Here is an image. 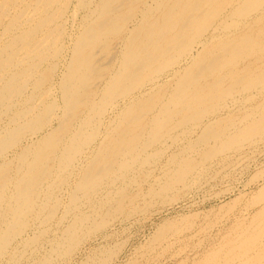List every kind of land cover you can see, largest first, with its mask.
<instances>
[{
  "label": "rangeland",
  "instance_id": "374dc122",
  "mask_svg": "<svg viewBox=\"0 0 264 264\" xmlns=\"http://www.w3.org/2000/svg\"><path fill=\"white\" fill-rule=\"evenodd\" d=\"M241 1L230 0L232 3H230L231 6L226 4L225 8H222L223 10L221 9V15H218V18L212 19L211 25L207 26V29L203 30L200 36L194 37L193 41H195V43L192 46L193 49L190 51L187 50L189 52L186 51L179 57L178 61H181L180 63L177 62L172 66L173 68L171 67L167 71H164L160 77L151 82H147L141 88L133 90L132 95L135 99L131 104L132 109L131 112L125 116H132L130 119L133 120L128 119L130 124L129 126L126 125L128 127L127 130H125L124 127L125 121L122 123L120 120V110L124 107L128 99L116 97L117 99L110 100L107 103H104V100L102 101L100 98L96 99L98 108L102 109L104 107L103 109H105V111L99 116L95 111L91 113L93 127H96L97 133L93 138L95 141L93 139L91 142H85L86 140H83L86 144H81V148H84V150L80 148V153L77 152V154L74 155L75 157H72L71 161L64 169L58 167L59 164L57 160L53 161V165L50 169L51 174L43 182L42 186L44 187L45 185V187L38 196L36 210L33 218H31L34 221L29 220V218L27 219V223H31L27 227L26 232H23L20 237H17L10 246L11 248L17 245L18 248H14L13 250H15V252H12L15 258H17L13 264H56L57 261V264H211V262L212 264H228L226 263V261L229 260L228 258L234 260L237 258V255H244L243 257H245L246 253L249 252H244L250 247L247 239L251 238V242L254 246L253 248H255L256 252H259L257 249L258 246L264 248V3L259 5V0H250L251 2L245 0ZM244 1L245 3L249 2L247 4L257 3V8L255 7L252 10L247 9V12L245 9V12H242V7L240 8V6L244 5ZM212 2L209 4L210 7H214L215 5V3ZM75 3L76 0H72V5H75ZM202 3L204 5L206 4L205 1ZM74 5L71 6L69 10L72 12L76 11L77 15H75L74 18L78 21L80 18L79 15L83 13V9L80 10L79 7L75 9ZM156 12L159 11H154V13ZM66 19L68 21L72 20V16H67ZM134 22H136V20H134ZM227 25L229 26L226 27ZM203 33L205 35H203ZM190 34L192 33L190 32ZM118 36L121 37L122 34ZM118 36H109V39H106L103 43L100 42L102 45H100L98 41L95 43L96 47H98L95 49L96 52L101 49L98 51L100 53H96L98 57L100 56V61L104 62L110 52L117 53L118 48L120 50L124 35L121 39H118ZM206 36L208 38H206ZM65 37V42H69L67 43L69 45L72 43L71 40L75 36L72 34V36H68L69 38L67 36ZM247 37L251 40L249 41ZM253 40H256V42ZM196 42L198 43L197 45H195ZM246 42L248 46L245 44ZM223 43L225 44L223 45ZM113 44L114 46H112ZM227 45H238L240 56L231 58V63L227 64V66H222L220 68L221 71L218 72L222 78L225 77L221 79V82L218 84V88L222 90L221 92H227L226 95L223 96L224 99L214 98L199 100L196 107L200 112H202V110L203 112L198 113V115L193 114L192 111L190 112L182 103H178V105L177 102L167 100L168 96H171V86L173 87L175 79L178 78V76L183 75V70H186L187 67V69L192 71L195 70L198 65V63L197 65L195 64V62H197L196 60L206 57V55H208V58L214 52H220ZM208 49H211L210 52ZM65 52V54L69 56L67 54L69 50ZM62 61L54 71V75L56 74L57 76L53 75L52 82L50 83L51 86H54L53 88L56 89L55 97L57 98L56 101L58 105H60L56 111L57 117L55 116L52 122L53 128H56H54L55 130L53 129V132L56 133L64 132L62 125L68 120L67 117L66 120L61 119V117H63V111H61L62 109L60 108L63 106V100L60 89H58V82L61 70L65 71L67 69V65H65L66 62L64 60ZM233 63H236V65H233ZM228 66L231 68H228ZM98 71L100 73L101 70ZM226 71H229V73ZM261 72L262 74L260 75ZM96 74L97 73L94 75L95 78ZM208 74H206L207 76L205 75V82L203 83L204 80L202 81L204 85H207V83L216 76V73ZM166 77L169 79L167 80ZM237 78L238 80H236ZM252 82L254 84H252ZM232 84L233 87L231 86ZM251 84L253 86L250 87ZM228 85L230 86L228 87ZM240 86L242 88H240ZM148 88L150 89L148 90ZM142 92H144V94H142ZM162 92L166 95L163 96ZM249 96L253 97L250 98ZM161 99L163 100L161 101ZM216 100L217 102H215ZM161 102H164V105L167 104L171 106L173 110V116L170 118L171 120L168 121L166 127L163 126L161 129L157 130L155 134H153V131H151L152 134L150 133V135L136 134L137 128L133 126H137L143 121L153 119L155 113L158 115L162 111L161 106L163 105ZM212 103H214V105ZM148 105H150V108H148ZM180 107H182V109ZM141 110L146 112L144 113ZM174 112L176 114H174ZM140 113H142V119H138L137 116L135 117V115H139ZM189 115H192V117ZM259 115L260 117H257ZM109 116H114L116 118L117 122L114 126L117 129L113 128L114 130L110 131L108 134L106 133L108 128L102 123L108 120L110 118ZM246 116L249 119H247ZM240 117L243 120H240ZM181 118H185L183 121L184 124L179 125L177 122ZM196 118H198V120ZM244 118H246V120ZM60 119L63 121L62 125L61 123L58 124L61 122ZM188 119H190V121ZM253 120L258 121V123ZM71 122L72 124L69 130L65 131L66 137H63L64 147L67 145V141H70L69 138H72L74 133L72 130H74L76 126L78 127L74 120ZM250 122H254L255 124H249ZM256 123L258 126H256ZM171 124H178V126L176 125L177 127L167 131ZM253 124L256 126L255 128L257 130L254 129L247 132L248 126ZM57 125H60L61 128ZM235 127L238 129H235ZM154 128L156 129L157 127ZM210 129L214 131L213 134L215 135L209 133L211 131ZM87 130L89 133L92 129L89 128ZM237 130H239L240 134ZM70 131L71 134H69ZM158 133L160 134L159 137ZM259 133H261V135H259ZM146 135L148 137L150 136V139L147 138ZM67 136L70 137L68 138ZM134 138H137V140ZM145 138L148 141H146ZM127 139L128 142L132 144H127ZM120 140L126 144L127 152L125 153L127 155L123 154L124 156H120L116 159V162H114L115 160L111 158L112 152L114 148L121 146ZM141 141L143 144H141ZM193 143H196V145ZM62 149L61 147L58 148L53 156H57V153L58 155L61 154L60 151ZM100 149L102 151H100ZM100 152H103V154ZM81 154L85 156V158H82L83 156ZM90 157H92V160L94 157L96 161L90 164V161H92ZM124 157L126 158L123 159ZM78 158L80 161L82 160L80 169H76L75 167ZM107 159H111L112 166L107 169V171H102L103 174H105L103 175L101 173L96 175L92 185H83V180H85L87 171L91 169L88 172L93 173L100 161H106ZM122 163L123 165L125 163V167L122 166ZM57 168L60 170L58 169L57 171ZM124 168L125 170H123ZM46 191L47 194H45ZM150 191L154 192L151 193ZM71 194L74 195L72 196ZM84 194L85 196H83ZM81 217L85 218L84 222H82L83 224L81 223L79 226L75 227L74 230L76 232L73 230L72 235H68L69 237H67V229L70 228V224H75L77 219ZM88 222H91V224L89 225ZM64 235L66 236L65 239ZM76 237L79 239L77 240ZM52 238H54L55 241ZM59 239H64L65 243L64 241L60 242ZM73 243L75 244L73 245ZM50 247L51 249L54 247L57 248L53 249V251L50 250ZM62 249H65V254ZM255 251L254 253L247 254V256L252 257ZM222 258H224L225 263Z\"/></svg>",
  "mask_w": 264,
  "mask_h": 264
},
{
  "label": "bare ground",
  "instance_id": "6f19581e",
  "mask_svg": "<svg viewBox=\"0 0 264 264\" xmlns=\"http://www.w3.org/2000/svg\"><path fill=\"white\" fill-rule=\"evenodd\" d=\"M204 1L206 2L205 5L202 3ZM245 1H250V0H245ZM245 1L243 3L244 5L240 6V8L242 7V12H245V9L247 12V9L252 10L255 7L257 8L256 5H258V4L261 5L262 3H264V0H259L258 4L257 3L256 4H252V3L247 4L249 2L245 3ZM211 2L215 3L214 7H210L209 4ZM230 3H231L230 0H171V1L170 0H76L75 5L73 4L75 6V9H76V7L77 8L79 7L80 10L83 9V13L81 15H79L80 18L78 19V21H76L77 19L74 18L75 15H77L76 11L72 12L69 10V8L71 6H73L72 0H0V264H13V263H15L17 258H15V255L12 252H15V250H13L14 248L15 249H18V248H17V245H15L14 247H11V248H10V246L12 245V242L17 237H20L23 232H26L27 227L31 223V222H29V224H28L27 219L29 218V220H33L31 218H33L35 210H36L35 208L37 205L38 196L43 191V188L45 187V185H44V187L42 186L44 180L51 174L50 169H51V166L53 165V161L57 160V162L59 164L58 167L60 169L66 168V166L71 161L72 157H75L74 155L77 154V152L81 151L80 150L81 144H86L83 142V140L84 141L86 140L85 142H91V140L97 135L96 127H93V121H92L91 113L95 111V113L98 114V116H99V115L103 114L105 109H103L104 108L103 106H102L103 107L102 109L98 108V106L96 104V99L100 98L102 101L104 100L103 101L104 103H107L110 100L117 99L116 97H120L121 99L127 98L128 101L126 102L124 107L120 110V112H121L120 120L122 121V123H123V121H125L124 127H125V130H127L128 129L127 126H129V124H130V122H128V119H130L132 116H130V117H128V116L125 117V116L127 114H129L131 112V109H132L131 104H132V101H134V99H135V97H133V95H132L133 90H135L136 88H141L147 82H151L154 79L160 77V75L164 71H167L174 64L179 62L178 61L179 57L182 56V54H184L187 50L190 51L191 49H193L192 46L195 43V41H193L194 37L200 36L202 34L203 30L207 29V26L211 25L212 19L216 18L218 15H221V9L225 8L226 4L230 5ZM202 4H203V6H202ZM239 4H241V3H239ZM211 6H212V4H211ZM140 7H142V8H140ZM231 9H232V7H231ZM156 10L159 12L154 13V11H156ZM235 10H234V12H235ZM240 12H241V10H240ZM229 13H231V12H229ZM249 13H250V11H249ZM138 15L140 18L138 17ZM228 15H230V14H228ZM236 15H239V14H236ZM67 16H69V17L72 16V20L68 21L66 19ZM231 16H232V14H231ZM134 20H136V22H134ZM66 21H68V22H66ZM228 26L229 25H227L226 27H228ZM213 27H215V26H213ZM213 27H212V29H213ZM191 29H192V31H191ZM226 29H228V28H226ZM213 31H214V29H213ZM261 31H262V29H261ZM190 32L192 34H190ZM72 34L75 37H73V39L71 40L72 43L68 45L67 43H69V42H65V38H66L65 36H67V37L72 36ZM119 34H122V36L124 35L123 41L120 45V50L118 48L117 53L116 52H110L107 55L104 62L100 61V59H99L100 56L98 57V55L96 53L101 49H99L96 52L95 49L98 47H96L95 43L97 41L99 43L100 42L103 43L106 39H109V36L114 37L116 35L118 36ZM189 34H190V36H189ZM203 35H205V34L203 33ZM207 36H206V38H208ZM261 36H262V34H261ZM121 37L118 36V39L119 38L121 39ZM247 38L249 40V37H247ZM252 39H254V38H252ZM262 40H260V41H262ZM253 41L256 42V40H253ZM244 42H245V39H244ZM106 43H107V41H106ZM200 43H201V41H200ZM225 43H223V45ZM197 44L198 43L196 42L195 45H197ZM245 44L248 46L247 42ZM100 45H102V44L100 43ZM231 45L225 46L224 49L221 48L222 50L220 52L216 51L208 58H207L208 55H206V57H202V58H200L197 55L200 59L196 60L197 62H195L196 65L198 63L196 69L192 71L190 69H187L188 68L187 67L186 70H183V72H182L183 75L178 76V78L175 79L173 87L171 86V88H172L171 92H170L171 96L169 94H167V95H169L167 100L177 102V104L182 103V104H184L183 106L187 107L188 110H190V112L192 111L193 114L198 115V113L203 112V110H202V112H200V110L196 107L197 103H199L198 102L199 100L223 98V96L226 95L227 92H221L222 90H220L218 88L219 87L218 84L221 82V79H224L225 77L222 78L221 75L218 74V72L221 71L220 68L222 66H224V65L227 66V64L231 63V61H230L231 58L240 56L238 45H234V46H231ZM246 45H245V47H246ZM112 46H114V44ZM239 46H240V44H239ZM260 46H261V44H260ZM66 50H69V52L67 53L69 56H67L65 54ZM70 50H71V54H70ZM210 50H209V52H210ZM189 51H187V52H189ZM98 53H100V52H98ZM190 53H192V52H190ZM62 60H64L66 62V63L65 62L64 63H65V65H67V69L65 68L66 69L65 71L61 70L59 82H58L59 88L58 87L57 88L60 89L61 97L63 100V103H62L63 106L61 105L62 108H60V109H62L61 111H63L62 112L63 117H61V119L66 120V117H67L68 120L62 125L63 121L60 119L61 122H59L58 124L61 123V125L63 126L64 132L56 133V132H53V129L55 127L53 128L52 122H53V118L57 115L56 111L60 105H58V103L56 101L57 100V98L55 97V95H56L55 90L56 89H54L53 88L54 86H51L50 83L52 82V78H53V75L55 73L54 71L56 70V68L58 67V65L60 64V62ZM233 65H236V63L235 64L233 63ZM229 67L230 66H228V68ZM98 70H101L100 73ZM238 70H239V68H238ZM240 71H242V70H240ZM94 72L97 73L96 78L94 76L95 75ZM226 72L229 73V71H226ZM168 73H169V71H168ZM208 73L209 74L210 73H212V74L216 73V76L213 77L210 80V82L207 83V85H204V84H202V81L204 80V78H206V76H207L206 74H208ZM261 74H262V72L260 73V75ZM250 75H251V73H250ZM97 78H98V80H97ZM239 78H240V76H239ZM166 79H167V77H166ZM236 80H238V78ZM240 80H242V79H240ZM234 81H233V83H234ZM204 82H205V80L203 81V83ZM235 82H237V81H235ZM253 82H252V84L256 83V82H254V83ZM161 83H162V81H161ZM246 83H247V81H246ZM252 84L250 85V87L253 86ZM243 85H245V84H243ZM229 86L230 85H228V87ZM231 86L233 87V84ZM148 87H150V86H148ZM240 88H242V87L240 86ZM260 88H261V86H260ZM149 89L150 88H148V90ZM224 91H225V89H224ZM252 93H250V94H252ZM142 94H144V92H142ZM162 94H163V96L166 95V94H164V92H162ZM254 95H255V93H254ZM252 97H250V98H252ZM162 100L163 99H161V101ZM211 101H214V100H211ZM123 102H125V101H123ZM183 102H185V103H183ZM215 102H217V100ZM163 103H162L163 106H161L162 111L158 115L155 113L153 115L154 118L151 117L153 119H150L149 121H143V122L141 121L142 123L138 124L137 126L136 125L133 126V127L137 128L136 134L140 133V134H149L150 135L151 131H153L154 132L153 134H155V132L157 130L161 129L163 126L166 127L168 121L171 120L170 118L173 116V113H172L173 110L171 109V106H169L167 104L164 105L165 103L164 104ZM214 103H212V104L214 105ZM141 105H140V107H141ZM132 106H135V105H132ZM158 106H157V108L159 109ZM255 106H258V105H255ZM148 108H150V105H148ZM180 108L182 109V107H180ZM136 109H138V108H136ZM108 110H109V108H108ZM113 110H115V109H113ZM141 111H143V110H141ZM175 111H177V110H175ZM141 114L142 113H140L139 115H135V114L134 115H135V117L137 116L138 119L139 118L142 119ZM174 114H176V113L174 112ZM182 116H184V115H182ZM189 116L192 117V115H189ZM109 117L110 118L108 120H106V121L103 120L104 122L102 123L108 128L107 131L104 129L106 131V133H108V134L110 133V131L114 130L113 128H116L114 125L117 122V120L114 116H109ZM257 117H260V115ZM185 118H186V116H185ZM185 118H183V119L181 118L177 123L179 125L184 124L183 121L185 120ZM196 119L198 120V118H196ZM244 119L246 120V118H244ZM247 119H249V118L247 117ZM72 120H74L76 122L78 127L76 126V128L74 129L75 131L72 130L74 132L72 135V138H69L70 136H67L70 139V141H67L68 143L64 147L63 137L65 136V131L69 130V128L71 127V124H72L71 121ZM130 120H133V119H130ZM188 120L190 121V119H188ZM240 120H243V119L241 118ZM255 120H253V121L258 123L259 120L258 119H257L258 121H255ZM254 122H250L249 124L254 123ZM122 123H120V124H122ZM257 123H256V126H258ZM178 124H171L169 128L167 127L168 128L167 131H170L173 128L177 127ZM254 124L251 126L249 125L248 129L245 127L244 128L247 129L246 130L247 132L252 131V130L256 129L255 128L256 126ZM57 126H60V125H57ZM154 127H157V128L155 129ZM236 127H235V129H238ZM60 128H61V126H60ZM89 128H91L92 130L88 133L87 129H89ZM97 130H98V128H97ZM210 130H211L210 132L209 131H207V132L213 134L214 131H212V129H210ZM237 131L239 133V130H237ZM259 131H260V129H259ZM57 132H59V131H57ZM120 132H122V131H120ZM207 132H206V134H207ZM119 133H117V134H119ZM162 133H164V132H162ZM204 133H205V131H204ZM261 133H259V135H261ZM69 134H71V131ZM133 135H135V134H133ZM159 135L160 134L158 133V137H159ZM213 135H215V134H213ZM149 137L147 136V138H149ZM104 138H105V136H104ZM110 138H111V136H110ZM124 139H125V137H124ZM128 139L126 140L127 142H128ZM65 140H66V138H65ZM118 140H117V142H118ZM135 140H137V138ZM145 140H146V138H145ZM146 141H148V140H146ZM154 141H156V140H154ZM232 141H233V139H232ZM239 142H241V141H239ZM129 143L130 142H128L127 144H129ZM130 144H132V143H130ZM141 144H143L142 141H141ZM193 144L196 145V143H193ZM97 145H99V144H97ZM120 145L121 146L114 148V150L112 152L111 158L113 160H115L114 162H116L117 158H119L123 154H126L125 152H127L126 151V144L124 142H122L121 140H120ZM145 145H146V143H145ZM60 147L63 148L60 151L61 154L58 155V153H57V156L54 157L53 156V154H55L54 152L57 151V149ZM17 148H18V150H17ZM142 148H141V150H142ZM226 149H228V148H226ZM82 150H84V148ZM97 150H99V149H97ZM130 150H131V148H130ZM90 151H91V149H90ZM100 151H102V150L100 149ZM92 153H93V151H92ZM96 153H98V152H96ZM101 154H103V152ZM82 156H80V157H82ZM97 156H98V154H97ZM82 158H85V156H83ZM90 158L92 160V157H90ZM90 158H88V159H90ZM125 158L126 157H124L123 159H125ZM94 159L95 158L93 157V160ZM121 159H122V157H121ZM77 160H78L76 162L77 164L76 165L74 164V165H75L76 169H80L81 168L80 166L82 164L81 163L82 160L80 161L79 158ZM93 160L90 161V164H91V162L93 163L96 161V160H94V161ZM134 160H136V159H134ZM121 161H123V160H121ZM125 163H126V161H125ZM125 163H124V165H125ZM124 165L122 163L123 167H125ZM82 166H84V165H82ZM93 166H94V164H93ZM111 166H112L111 159H107L106 161H104V160L100 161L99 165L96 166L97 168L94 170L93 173L88 172L91 169H89L87 171L85 180H83V182H84L83 185H87V186L92 185L93 180L95 179V176L99 175L101 173L103 174L102 171L103 170L107 171V169H109ZM59 168H57V171ZM116 168H117V166H116ZM123 170H125V168ZM163 181H164V179H163ZM63 185H64V183H63ZM54 186H56V185H54ZM152 192H154V191H152ZM45 194H47V191ZM71 195L73 196L74 194H71ZM83 196H85V194ZM40 204H41V202H40ZM49 217H50V215H49ZM84 220H85V218L81 217V218H78L77 221L75 220L76 221L75 224H73V223L70 224L71 225L70 228L67 229L68 230L67 231V237H69L68 235H72V232L75 229V227L79 226L82 222H84ZM40 221H42V220H40ZM91 221H92V218H91ZM88 224L90 225L91 222L90 223L88 222ZM99 227H100V225H99ZM63 234H65V233H63ZM85 234H87V233H85ZM158 235H159V233H158ZM59 237H61V236H59ZM65 237L66 236L64 235V239H65ZM254 237H255V235H254ZM52 239H54V238H52ZM64 239H61V240L59 239V240H60V242H63ZM76 239H77V237H76ZM54 241H55V239H54ZM247 242H248L250 247H249V249L244 251V252L249 251L248 253H246L245 257H243L244 255H237L238 259L234 257L235 258L234 260L233 259L230 260V258H228V256H227V258L229 260H227L226 263H228V264H264V248H262L261 246H258L257 249L259 252H256L255 248H253L254 246L251 242V238L247 239ZM64 243H65V241H64ZM74 244L75 243H73V245ZM77 245H80V244H77ZM56 248L54 247L53 249H56ZM68 248H70V247H68ZM245 248H246V246H245ZM53 249H51V247H50V250H53ZM64 250L65 249H62V251L65 254ZM254 251H255V254L252 257L247 256V254H251L252 252L254 253ZM19 252H21V251H19ZM60 253H61V250H60ZM59 257H60V255H59ZM54 259H55V257H54ZM222 259L224 262V258H222ZM40 262H42V261H40ZM57 263H58V261H57ZM53 264H55V263H53ZM211 264H212V262H211Z\"/></svg>",
  "mask_w": 264,
  "mask_h": 264
}]
</instances>
